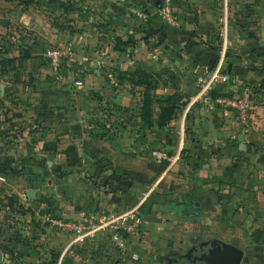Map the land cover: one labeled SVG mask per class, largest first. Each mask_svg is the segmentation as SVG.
<instances>
[{"label": "crops", "instance_id": "obj_1", "mask_svg": "<svg viewBox=\"0 0 264 264\" xmlns=\"http://www.w3.org/2000/svg\"><path fill=\"white\" fill-rule=\"evenodd\" d=\"M36 1L40 2L14 9L4 18L11 25L0 26L6 33L20 27L40 37L27 47L28 57H21L20 49L7 48V57L14 59L13 74L0 76V95L8 97V117H14L3 128L15 130V123L35 122L34 142L21 146V160H16L32 167L34 182L41 186L35 189L33 205L44 204L43 215L51 213L79 224L84 214L104 218L116 215L117 210L138 212L143 219L148 215L144 209L148 202L156 212L152 214L163 219L160 223L143 222L145 231H150L146 236L157 239L169 227L176 228L172 214L181 212L189 225L196 223L197 209L191 207V201H199L207 215L203 232L172 233L177 264L190 255L198 256L216 240L243 250L247 264H264V112L255 106L249 115L252 126L221 107L196 101L210 84L205 75L215 70L217 78L221 71V65L213 69L214 58L207 46L197 43L219 34L217 22L223 15L214 11L208 0H175L178 26L173 27L156 15V0ZM232 1L224 2L226 19ZM228 22L229 18L222 36L228 35ZM46 43L71 49L63 61L66 75L62 78L37 55ZM38 44L42 47L31 51ZM174 52L181 54L183 61ZM30 55L39 59L28 60ZM243 67L240 64L228 70L236 80L223 87L221 96L245 80L260 82L259 72L247 74ZM138 72L149 76L151 89L135 79ZM30 81L33 91L27 86ZM147 99L153 115L151 125L141 119ZM173 102L177 107L174 119L159 127L162 109ZM25 128L29 130V125ZM70 149L77 152L78 162L69 173L61 174L57 168L68 164ZM199 150L204 153V167L199 172L203 196L189 193L180 199L182 187H175L187 169L198 170L188 157L197 159ZM154 152L170 158L158 161ZM160 185L162 193L157 190ZM148 186H152L150 190ZM15 189L22 196L24 189ZM155 193L161 195L155 197ZM138 194L143 198L135 201ZM201 233L209 236L204 238ZM52 236L51 257L56 264L67 261L69 237ZM141 239H125L122 249L127 257L115 264H163L151 262L137 251L144 246ZM95 258L88 260L90 264H105ZM78 259L75 264H82Z\"/></svg>", "mask_w": 264, "mask_h": 264}, {"label": "rangeland", "instance_id": "obj_2", "mask_svg": "<svg viewBox=\"0 0 264 264\" xmlns=\"http://www.w3.org/2000/svg\"><path fill=\"white\" fill-rule=\"evenodd\" d=\"M157 1L158 0H156L154 5L155 11L158 13L159 8ZM208 1H210V7L214 11L218 12L221 16L223 15L221 21L217 22V29L220 30L219 34H215V38L211 41L201 40L200 43H197L198 46L204 43L207 46L206 49L210 50V55L214 58L213 69H218L221 65V71L217 72L219 73V76L214 81L213 79L216 76H214L213 73H215V70L211 75H205L210 83L213 82L210 87V90L212 91L210 92L215 91L219 84H226L224 86L226 87L229 84L234 83L236 80L234 75L230 76L225 72L231 70L234 66H239L241 64V66H244L243 68H247L243 69L247 74L249 71L259 72L262 79H259L260 82L257 84H252L250 80H245L239 87L236 86L232 89L233 91L226 93L225 96L234 97L240 94L242 88H251L254 90V95H256L254 100V110L255 106H257L260 108L259 112H264L263 86L260 87V83H264V0H233L229 5L228 24L230 29L227 37L225 35L222 36V34H225L224 29L227 25L228 19H226L225 16V0ZM27 2L35 4L40 1L0 0V21L9 22L10 24V21L4 18H7L14 9L21 7L23 3L27 4ZM157 13L156 15L158 16L159 14ZM2 25L6 26L1 23L0 26ZM12 29L13 30L8 33L5 32V29H0V37L2 36V40L0 39V48H2L0 49V64H2V67L0 66V76L4 73H8L9 76H12L13 74L12 66L14 65V59L7 57V48H10V50L11 47L20 49V55L22 57L23 49L35 44L40 39L39 36H34V33L30 34L28 31L25 32L19 27H12ZM2 32L4 33L1 34ZM56 48L64 47L46 43L45 49H42V58L44 59L45 64L50 68L51 66L47 57V51ZM175 54L179 55L180 61H183L181 54ZM65 60L66 59H64V61ZM194 67L196 68L197 66L194 65ZM224 77L227 78L226 81H223ZM135 79L146 85H150L149 76L144 77L135 74ZM9 80L11 81V79ZM148 89L151 88L149 87ZM201 93H203V90ZM8 102L9 100L7 96L2 97L0 95V264H51L53 260L51 257L52 247L50 246L51 238L53 237L52 233L54 235H67L70 241V246L66 250L68 253L67 261L62 259L58 264H75V262L79 260L78 258L83 260L82 264H90L89 261L93 260L94 257L102 260L105 264H115L117 260L120 263L123 258L127 257L125 255L126 249H122L124 244L120 245V242L115 240V232L112 231V226L105 229H97V227L102 224H107L112 220L115 221L116 224L120 221V217L123 215H127L128 222H130L129 225L133 226L134 231L131 234H122L124 236H120V240L125 241V239L130 236L142 238L141 243L144 246L137 248V251L144 254L148 260H152L151 262L158 260L161 262L163 261V264H168V259L173 258V252L176 251L171 245V241L173 242V232L181 231L185 233L193 229H196V231L201 229L200 231L203 232V217L207 218V215H204L202 210L201 212H195L198 214L196 215L197 222L194 223L193 221L190 223L191 225H189L188 220L183 217L181 212H177V215H170V218L172 217L171 219L176 222L171 224L176 226V228L172 229L169 227V229L165 231V235L163 234L160 238L157 237V239L153 236H146V233H150V231H145L143 222L148 221L143 220L141 216H137L139 214L138 212L134 214L131 212L128 213V211L121 212V210H117L116 215L114 216H105L104 218L101 214L89 213L93 216L95 227L83 230L82 233H79L78 230H63L57 224L59 221H72L76 224H78V222L54 217L51 213L43 215V211H45L47 207H45L44 204L42 206L39 204L33 205V203L36 202L35 189H39L41 186L34 182L32 167L25 165L24 160L22 162L16 160H21L20 150L23 149L21 146H25V144L30 146V143L34 142L35 136L33 137L32 132L34 130L33 126L35 122L27 123V121H23L24 123L21 126H18V123H15L18 127L17 129L15 128V130L7 129V127L4 129V123L8 121L13 122L14 120V117H8L10 111V105ZM215 106L218 107L217 105H214V107ZM254 110L251 111V113L255 112ZM227 111L237 115L231 110ZM245 122L250 125L252 124L253 126V120L250 117H248ZM26 125H29V130L25 128ZM11 130L12 132H10ZM202 157V153L199 154L197 159L189 157L192 159L190 161L193 162V165L195 166L196 164L197 168L195 169L198 170L193 169L195 170L193 172L190 169H187V175H184L185 178L180 179L179 186L176 185L175 188L182 187L179 195L180 199H183L184 196H187L189 193L193 197L203 196V177H200L199 173L204 167V160ZM169 158L170 157L167 156V160H169ZM87 179H89L91 183L96 184L95 181H92L93 178L87 177ZM151 179L154 181V178ZM46 182L50 185L58 186L53 184L52 181ZM151 187L152 186H148V190H150ZM15 188L24 189L22 196L17 194ZM190 188H192V190L187 191ZM262 188L264 189V187ZM157 190L162 193V185L158 186ZM160 195L161 194L155 193V197ZM167 196V193H165V198ZM152 197L153 195H150V198ZM141 198H143V196L138 194L135 195L134 200L139 201ZM166 200L171 203L173 202L172 198H166ZM148 207L147 204L144 205L145 213L148 215L156 213L152 211L151 207ZM169 210L171 212V206H169ZM140 213H143V208ZM163 216L165 217V215ZM193 223L196 225H193ZM184 226H188L189 228ZM49 227L53 228V230ZM201 235L204 234L201 233ZM208 236L209 235L206 234L203 237L205 238ZM244 247L245 249L249 248L246 245ZM138 263H140V261Z\"/></svg>", "mask_w": 264, "mask_h": 264}, {"label": "built area", "instance_id": "obj_3", "mask_svg": "<svg viewBox=\"0 0 264 264\" xmlns=\"http://www.w3.org/2000/svg\"><path fill=\"white\" fill-rule=\"evenodd\" d=\"M158 14L160 18L169 26L176 27L178 26V21L175 15V0H160ZM137 16L140 18H145V16L137 12ZM71 55V49L69 48H56L53 50L47 51V57L49 59L50 66L54 72H58L62 61L68 56ZM216 78L213 79V81ZM227 78L224 77L223 81H226ZM211 85V83L209 84ZM207 85L203 89V93H201L196 101L197 102H203L205 104H213L217 105L218 107H221L224 110H231L234 113H236L242 120H247L249 115L251 114V111L254 110V90L251 88H242L239 95H236L234 97L232 96H219V97H212L210 94V87ZM153 157L158 160L162 161L167 159V155L164 153L154 152ZM58 226L62 228L65 231H71V230H78L79 233H82L83 230L89 229L90 227L94 228V220L93 216L89 214H84L82 217V221L80 224H76L72 221H59ZM130 222H128L127 215H123L120 217V221L115 224V221H110L107 224H102L101 226H98L97 229H105L109 228V226H112L111 229L115 233V240H118L120 242V245H122V242L120 238L124 235L131 234L134 231L133 226L129 225ZM124 234V235H122ZM121 236V237H120Z\"/></svg>", "mask_w": 264, "mask_h": 264}, {"label": "trees", "instance_id": "obj_4", "mask_svg": "<svg viewBox=\"0 0 264 264\" xmlns=\"http://www.w3.org/2000/svg\"><path fill=\"white\" fill-rule=\"evenodd\" d=\"M1 23L2 22H0V24ZM5 25H11V23L10 24L9 23H6ZM37 47L38 48H41L42 46L40 44H38L36 46H33V47H31V51L34 52V50H36ZM42 49L43 48H41V51H42ZM42 53H43V51H42ZM42 53H40V54L37 53V55L39 57H42ZM32 56L33 55H30L29 58H28V60H31L32 58L33 59H39V58H35L34 56L33 57ZM63 61H62V64H61V67H60L59 71L58 72H55V73H57V76H59L61 78L66 75V72H65L66 69H65V66H64ZM0 66L2 67V64H0ZM137 74H139L141 76H144V77L146 76V74L144 72H138ZM32 84H33V82H31V81L27 83V86L29 87V89L31 91L34 90V88H32V86H31ZM261 86H263L262 90H263V93H264V83H260V87ZM148 87H150V86L148 85ZM220 91L221 90H219L217 88L215 91H213L212 96L214 98L221 96ZM14 94L17 95L16 94V91H14ZM14 104L16 105L17 102H15ZM150 108H151L150 102L147 99V101L144 102L143 107H142L141 119H142L143 122L151 125L152 124V121H151L152 120V112H151V109ZM176 109H177V107H176V103L175 102L171 103L167 107H164L162 109V112H161L160 117H159L158 126L159 127L168 126L170 124V122L174 119V115L176 113L175 112ZM185 152H186V150H184L182 152V155H184ZM188 153H190V152H188ZM200 153L204 154L203 151L199 150L198 151V154H200ZM188 160H191V158L188 157ZM77 162H78L77 152H75L74 149H70L69 152H68V164L67 165H60V166H58L57 172H59L61 174L69 173L71 171V169H73V167L77 164ZM102 167L103 166H101V168ZM149 200H150V198H149ZM148 206H150V205L147 202V207ZM148 208H150V207H148ZM173 258H175V257H173ZM176 259L179 260L178 258H176ZM56 263H57L56 260H52V263L51 264H56ZM181 264H193V263H189L187 260L182 259L181 260Z\"/></svg>", "mask_w": 264, "mask_h": 264}, {"label": "water", "instance_id": "obj_5", "mask_svg": "<svg viewBox=\"0 0 264 264\" xmlns=\"http://www.w3.org/2000/svg\"><path fill=\"white\" fill-rule=\"evenodd\" d=\"M158 6L160 1H157ZM30 53L29 48L23 49V54L28 57ZM229 74L228 72H225ZM226 84H219L218 89L221 90ZM192 206L201 212V203L198 201H191ZM148 222L160 223L163 221L161 218H157L153 215H146L143 218ZM1 259V255H0ZM248 258L245 257L243 250L229 244L226 242H220L218 240L214 241L206 250L200 252L198 256L193 259V264H247Z\"/></svg>", "mask_w": 264, "mask_h": 264}, {"label": "flooded vegetation", "instance_id": "obj_6", "mask_svg": "<svg viewBox=\"0 0 264 264\" xmlns=\"http://www.w3.org/2000/svg\"><path fill=\"white\" fill-rule=\"evenodd\" d=\"M191 207H192V204H191ZM194 258H195V256L190 255L184 259L187 260L189 263H193ZM168 264H177V260L175 258L168 259ZM180 264H181V262H180Z\"/></svg>", "mask_w": 264, "mask_h": 264}]
</instances>
